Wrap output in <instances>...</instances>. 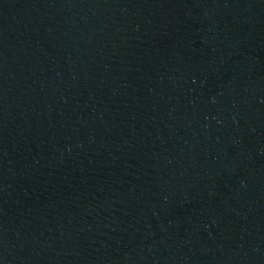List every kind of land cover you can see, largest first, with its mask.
I'll return each mask as SVG.
<instances>
[{
  "label": "water",
  "instance_id": "water-1",
  "mask_svg": "<svg viewBox=\"0 0 264 264\" xmlns=\"http://www.w3.org/2000/svg\"><path fill=\"white\" fill-rule=\"evenodd\" d=\"M0 264H264V0H0Z\"/></svg>",
  "mask_w": 264,
  "mask_h": 264
}]
</instances>
